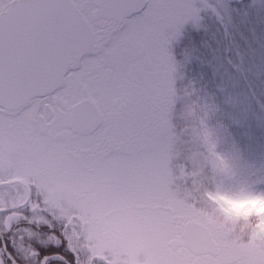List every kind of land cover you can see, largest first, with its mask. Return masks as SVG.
<instances>
[{"label": "snow or ice", "instance_id": "snow-or-ice-1", "mask_svg": "<svg viewBox=\"0 0 264 264\" xmlns=\"http://www.w3.org/2000/svg\"><path fill=\"white\" fill-rule=\"evenodd\" d=\"M207 7L0 0V264H264L202 196L217 134L176 83Z\"/></svg>", "mask_w": 264, "mask_h": 264}, {"label": "rangeland", "instance_id": "rangeland-1", "mask_svg": "<svg viewBox=\"0 0 264 264\" xmlns=\"http://www.w3.org/2000/svg\"><path fill=\"white\" fill-rule=\"evenodd\" d=\"M207 4L199 23L186 24L178 42L182 62L177 87L183 95L185 67L195 66L202 79H211L225 116L260 151L259 146L264 148V0H207ZM185 103H190L187 96Z\"/></svg>", "mask_w": 264, "mask_h": 264}, {"label": "clouds", "instance_id": "clouds-1", "mask_svg": "<svg viewBox=\"0 0 264 264\" xmlns=\"http://www.w3.org/2000/svg\"><path fill=\"white\" fill-rule=\"evenodd\" d=\"M204 147L210 170L217 177L204 188V200L221 218L247 230L253 242L264 243V188L258 187L257 172L245 174L241 163L218 150L215 135L210 136Z\"/></svg>", "mask_w": 264, "mask_h": 264}, {"label": "trees", "instance_id": "trees-1", "mask_svg": "<svg viewBox=\"0 0 264 264\" xmlns=\"http://www.w3.org/2000/svg\"><path fill=\"white\" fill-rule=\"evenodd\" d=\"M246 1L248 0L237 2ZM183 47H185L184 44ZM194 67H186L183 89L188 93L187 98L190 103H198L201 107H207L208 126L217 134L218 150L232 155L237 162L241 163L245 174L250 171L264 170V148L259 146V151L250 140L242 136L240 128H237L225 116V106L211 79H202L200 71Z\"/></svg>", "mask_w": 264, "mask_h": 264}]
</instances>
